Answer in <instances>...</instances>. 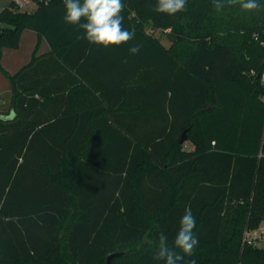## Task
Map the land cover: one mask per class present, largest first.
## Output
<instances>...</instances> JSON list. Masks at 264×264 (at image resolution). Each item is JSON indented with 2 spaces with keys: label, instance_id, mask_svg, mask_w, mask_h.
Listing matches in <instances>:
<instances>
[{
  "label": "trees",
  "instance_id": "obj_1",
  "mask_svg": "<svg viewBox=\"0 0 264 264\" xmlns=\"http://www.w3.org/2000/svg\"><path fill=\"white\" fill-rule=\"evenodd\" d=\"M8 1L0 264H106L111 253H122L111 264H163L159 235L171 243L186 208L199 243L182 264H264V248L242 242L264 221V7L187 0L169 16L157 0H123L142 44L130 56L127 44L89 45L65 24L64 0L34 13ZM23 31L48 51L12 75L2 48Z\"/></svg>",
  "mask_w": 264,
  "mask_h": 264
},
{
  "label": "clouds",
  "instance_id": "obj_2",
  "mask_svg": "<svg viewBox=\"0 0 264 264\" xmlns=\"http://www.w3.org/2000/svg\"><path fill=\"white\" fill-rule=\"evenodd\" d=\"M228 5L239 4L245 12L262 9L259 0H227ZM123 0H64L65 24L78 27L83 32L82 39L96 47H121L129 45L130 56L138 55L141 43H133L136 33L124 27ZM214 7L220 11L225 7L221 0H215ZM187 9V0H157V13L174 16ZM196 217L190 208H186L179 220L177 232L169 243L168 236L160 233L153 259L163 264H182L185 257H193L198 246V237L194 231ZM186 264H196L190 259Z\"/></svg>",
  "mask_w": 264,
  "mask_h": 264
},
{
  "label": "rangeland",
  "instance_id": "obj_3",
  "mask_svg": "<svg viewBox=\"0 0 264 264\" xmlns=\"http://www.w3.org/2000/svg\"><path fill=\"white\" fill-rule=\"evenodd\" d=\"M8 5L9 3L6 0H0V10H3V7L5 8ZM36 9V5H28L26 7H23L21 10L27 11L28 13H34ZM1 27H6L8 29L14 30L13 28L7 27L6 25H2ZM157 36L162 39L165 46L168 47L170 45L169 42L165 39L164 34H162L161 32H157ZM41 48L42 42L36 35L23 31L18 40V48H2L1 64H5V66H8L12 73H14L18 71L19 68H21L23 65L28 64L31 61L33 53L35 52L36 54H38ZM3 56L5 57V59H3ZM3 60H5L4 63H2ZM5 99H7L8 101L5 104H0V111H7V107L9 109L10 95L6 96ZM192 149H194L193 144H191L190 142H186V150L191 151Z\"/></svg>",
  "mask_w": 264,
  "mask_h": 264
},
{
  "label": "built area",
  "instance_id": "obj_4",
  "mask_svg": "<svg viewBox=\"0 0 264 264\" xmlns=\"http://www.w3.org/2000/svg\"><path fill=\"white\" fill-rule=\"evenodd\" d=\"M51 1L53 0H14L20 9L28 5L49 4ZM260 80L264 88V70L260 74ZM259 157L264 159V142ZM242 242L246 247L264 248V221L256 228H246L243 232Z\"/></svg>",
  "mask_w": 264,
  "mask_h": 264
},
{
  "label": "crops",
  "instance_id": "obj_5",
  "mask_svg": "<svg viewBox=\"0 0 264 264\" xmlns=\"http://www.w3.org/2000/svg\"><path fill=\"white\" fill-rule=\"evenodd\" d=\"M8 3H9V1L8 0H6ZM2 9V8H1ZM3 9H4V7H3ZM1 11V10H0ZM25 32H29V33H31V34H34L33 32H30V31H25ZM35 35V34H34ZM48 51V46L46 45V43L45 42H42V48L39 50V52H38V55H41V54H43V53H45V52H47ZM3 53H4V51H3ZM3 59H5V57L3 56ZM5 62V60H3L2 61V63H4ZM2 66H3V68L7 71V72H9L10 74H15L16 72H18L21 68H19V70L18 71H16V72H14V73H12V71L8 68V66H5V64H2ZM10 93H11V90H10V83H9V81L3 76V74L0 72V104H5L8 100L7 99H5V97L6 96H9L10 95Z\"/></svg>",
  "mask_w": 264,
  "mask_h": 264
},
{
  "label": "water",
  "instance_id": "obj_6",
  "mask_svg": "<svg viewBox=\"0 0 264 264\" xmlns=\"http://www.w3.org/2000/svg\"><path fill=\"white\" fill-rule=\"evenodd\" d=\"M0 40H1V35H0ZM259 78H260V76H259ZM187 140H188L187 131H185L183 133V135L181 136V139H180V142H179L180 145H183L184 143H186ZM121 255H122V253H111V254H109L108 257H107L106 264H111L112 263V260L114 258L120 257Z\"/></svg>",
  "mask_w": 264,
  "mask_h": 264
}]
</instances>
